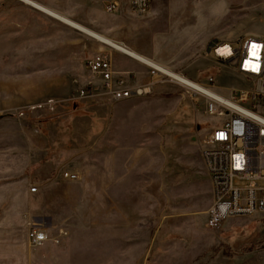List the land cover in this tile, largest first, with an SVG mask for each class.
<instances>
[{
    "label": "rangeland",
    "instance_id": "374dc122",
    "mask_svg": "<svg viewBox=\"0 0 264 264\" xmlns=\"http://www.w3.org/2000/svg\"><path fill=\"white\" fill-rule=\"evenodd\" d=\"M35 1L159 63L193 56L198 75L188 77L214 76L224 94L245 81L203 55L207 42L264 35V0H153L141 16L129 0L113 13L101 0ZM99 53L135 84L154 81L151 93L113 100L86 66ZM151 69L27 3L0 0V264H264L262 216L206 225L213 186L201 152L215 118ZM86 85L97 88L92 97L78 94ZM65 171L80 177L64 180ZM28 220L52 240L30 246Z\"/></svg>",
    "mask_w": 264,
    "mask_h": 264
},
{
    "label": "built area",
    "instance_id": "2783aa9c",
    "mask_svg": "<svg viewBox=\"0 0 264 264\" xmlns=\"http://www.w3.org/2000/svg\"><path fill=\"white\" fill-rule=\"evenodd\" d=\"M152 1L135 0L129 9L141 16ZM120 4L118 0L104 1L109 13L117 12ZM203 55H213L245 81L243 86L228 88L224 94L216 89L215 77L209 76L205 82L195 81L196 86L188 91L198 102L203 99V112L215 118L201 154L213 186L206 225L218 230L232 218H264V35L253 34L252 39L240 38L235 42L212 39L204 47ZM86 66L115 101L146 96L155 84H135L130 72L115 70L111 59L100 53L89 58ZM151 72L157 75L160 71L152 68ZM96 89L86 85L78 94L92 97ZM79 177L76 171L62 173L64 180L76 181ZM239 181L245 184L237 185ZM37 190L36 186L30 189L32 193ZM27 237L29 245L35 248L52 240L47 227L31 220L27 222Z\"/></svg>",
    "mask_w": 264,
    "mask_h": 264
},
{
    "label": "bare ground",
    "instance_id": "6f19581e",
    "mask_svg": "<svg viewBox=\"0 0 264 264\" xmlns=\"http://www.w3.org/2000/svg\"><path fill=\"white\" fill-rule=\"evenodd\" d=\"M20 1L27 3V4L31 5L32 7L36 8L40 11H43L44 13L66 23L67 25H70L74 28L81 30L82 32H85V33L95 37L96 39L100 40L101 42H103V43H105V44H107L113 48H116L120 52L127 54V55L141 61L142 63L147 64L148 66H150L154 69H157L161 73L168 75L169 77H172L173 79L177 80L178 82L184 84L189 89H191V86H196L195 81H192V80H190V79H188V78H186V77H184V76H182L176 72H173V71L167 69L166 67L162 66L159 63L151 61V60L137 54L136 52L132 51L129 47L124 45L123 43H118V42L110 39L109 37L92 30V29L68 18L67 16H65L63 14H60L59 12H57V11L39 3V2H36L35 0H20ZM134 3H135V0H129L128 5L133 6ZM252 38H253V35L242 37V39H252Z\"/></svg>",
    "mask_w": 264,
    "mask_h": 264
},
{
    "label": "crops",
    "instance_id": "0c3cea01",
    "mask_svg": "<svg viewBox=\"0 0 264 264\" xmlns=\"http://www.w3.org/2000/svg\"><path fill=\"white\" fill-rule=\"evenodd\" d=\"M102 2H104V1H106V0H101ZM206 46V45H205ZM130 49L132 50V51H134V52H136L137 54H139V55H141V56H143V57H145V58H147V59H149V60H151V61H154V62H156V63H159V62H157L156 60H154V59H156V57L154 58V55H152L150 52L148 53V52H144V53H142L141 51H139L138 49H133V48H131L130 47ZM170 53V52H169ZM171 54V53H170ZM127 55V54H126ZM172 55V54H171ZM129 56V55H128ZM131 57V56H130ZM133 58V57H132ZM133 59H135V58H133ZM135 60H137V59H135ZM189 60H191V61H187L186 63H183V64H180V63H175V62H170V63H165V62H160L159 64H161L162 66H164V67H166L167 69H169V70H171V71H173V72H176V73H178V74H180V75H182V76H184V77H188V75H190V76H195V77H197V75H198V73H197V71L199 70V68H197V63H196V60H195V58L192 56V57H190L189 58ZM137 61H139V60H137ZM139 62H141V61H139ZM142 63V62H141ZM145 65H147V64H145ZM148 66V65H147ZM148 67H150V66H148ZM152 68V67H151ZM190 77H188V79H189ZM192 78H190V80H191ZM192 81H197V80H194V79H192ZM51 246V248H53V249H55L56 247L54 246V245H50ZM52 249V250H53Z\"/></svg>",
    "mask_w": 264,
    "mask_h": 264
}]
</instances>
